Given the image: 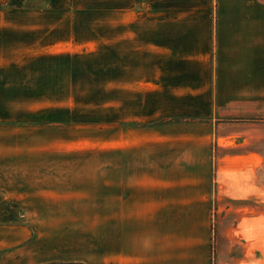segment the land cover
Instances as JSON below:
<instances>
[{"label": "crops", "instance_id": "obj_1", "mask_svg": "<svg viewBox=\"0 0 264 264\" xmlns=\"http://www.w3.org/2000/svg\"><path fill=\"white\" fill-rule=\"evenodd\" d=\"M146 4V17L101 35L98 115L13 79L39 68L13 65L11 22L0 20V264L75 258L43 206L91 203L99 264H253L258 236L239 227L264 193L253 180L264 170V2ZM220 218L232 221L224 248Z\"/></svg>", "mask_w": 264, "mask_h": 264}, {"label": "rangeland", "instance_id": "obj_2", "mask_svg": "<svg viewBox=\"0 0 264 264\" xmlns=\"http://www.w3.org/2000/svg\"><path fill=\"white\" fill-rule=\"evenodd\" d=\"M146 12V0H0V20L11 22L13 65L39 68L29 69L22 75H13V79L26 80L29 89L43 84L41 99L45 101H54L63 106L74 101L78 105L76 114L90 112L98 115L100 97L98 51L102 44L101 35L104 37L103 40H106L107 29L110 30V25H115L117 19L143 18L146 17ZM85 54L93 58H82ZM67 56L78 58H73L71 64ZM39 57L45 59L36 62V58ZM27 94L28 99L40 98L35 91L29 90ZM87 100H95L92 105L94 107L85 106L88 104ZM35 106L37 105H29V110L37 108ZM21 108L25 107L18 110ZM262 157L263 159L258 158L257 162L263 164L264 161V140ZM90 161L95 162L93 159ZM253 180L257 185L261 180V189L264 192L263 168L253 173ZM220 205L228 208L226 202ZM98 206V203L43 206L44 210L49 209L56 214L53 219H43V225L59 228L60 234L55 237L60 245H72L75 248L72 252L75 258L48 264H99ZM251 209L252 224L246 225L245 228L242 224L239 227L240 234L246 241L247 233L258 236L257 242L250 245L252 263L264 264V193L262 197L253 196ZM255 215L257 217H254ZM218 222L219 225L215 219V228L219 227V234L218 239L215 236L214 243L218 241L224 248L229 240L227 228L232 221L230 218H220ZM235 234L239 233L234 232L232 235ZM256 259H261L262 262H255Z\"/></svg>", "mask_w": 264, "mask_h": 264}]
</instances>
